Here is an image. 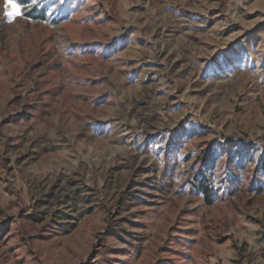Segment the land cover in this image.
I'll list each match as a JSON object with an SVG mask.
<instances>
[{
  "label": "rangeland",
  "instance_id": "rangeland-1",
  "mask_svg": "<svg viewBox=\"0 0 264 264\" xmlns=\"http://www.w3.org/2000/svg\"><path fill=\"white\" fill-rule=\"evenodd\" d=\"M21 6L0 264H264V0Z\"/></svg>",
  "mask_w": 264,
  "mask_h": 264
},
{
  "label": "snow or ice",
  "instance_id": "snow-or-ice-1",
  "mask_svg": "<svg viewBox=\"0 0 264 264\" xmlns=\"http://www.w3.org/2000/svg\"><path fill=\"white\" fill-rule=\"evenodd\" d=\"M5 9V14L10 19L23 15L21 0H5Z\"/></svg>",
  "mask_w": 264,
  "mask_h": 264
},
{
  "label": "trees",
  "instance_id": "trees-1",
  "mask_svg": "<svg viewBox=\"0 0 264 264\" xmlns=\"http://www.w3.org/2000/svg\"><path fill=\"white\" fill-rule=\"evenodd\" d=\"M41 13H43V12H41ZM39 14H37V15H35L34 14V18H36V19H44L45 17H44V15L45 14H41V16L39 15ZM202 191H203V193L205 194V197H206V199L208 200V201H210V199H211V191H210V188L208 187V186H202Z\"/></svg>",
  "mask_w": 264,
  "mask_h": 264
}]
</instances>
